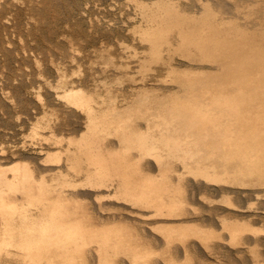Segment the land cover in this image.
I'll return each mask as SVG.
<instances>
[{"label": "bare ground", "instance_id": "bare-ground-1", "mask_svg": "<svg viewBox=\"0 0 264 264\" xmlns=\"http://www.w3.org/2000/svg\"><path fill=\"white\" fill-rule=\"evenodd\" d=\"M133 2L136 18L126 23L137 42L127 55L141 67L158 61L151 60V76L130 75L122 95L114 77L87 87L60 73L58 82L34 78L26 90L30 150L3 165L7 150L0 146V257L17 254L19 264H179L182 255L189 261L198 253L205 262V252L234 256L264 245V223L257 225L264 220V0ZM126 61L113 60L116 77L128 74ZM161 246L167 261L166 252L157 254ZM258 248L246 263L260 261Z\"/></svg>", "mask_w": 264, "mask_h": 264}, {"label": "rangeland", "instance_id": "rangeland-1", "mask_svg": "<svg viewBox=\"0 0 264 264\" xmlns=\"http://www.w3.org/2000/svg\"><path fill=\"white\" fill-rule=\"evenodd\" d=\"M54 1L55 0H33V1L32 0H18V1L17 0H15V1L14 0H0V23H1L0 24V37H1L0 38V75H1L0 77H3L5 75H7V74H9V75L12 74L13 75V76L12 75L11 76L7 75V76H5L6 78L3 77L4 78V80H2L3 82L0 79V81L3 83V84L0 83V86H2V85L4 86V88L0 87V98L2 99V100L0 99V146H3L7 150L6 154L8 153L7 154L8 156H6V154H5V156L3 157L4 159L2 158L3 165H9V164L13 163L14 161H18L21 158V156L23 157L30 150V147H29V142L31 141V138H30V135H29L30 123L27 120L26 115H27V112L30 111V109L28 108L29 105L31 107L33 105V103L31 101V99H29L30 98L28 96L29 93L26 90H28L30 88L31 81H33L34 78H35V80H37L38 83H40L41 80L48 79L50 77L49 80L51 81L52 80L51 78H53L54 82H53V80H52V82L56 83L63 76L65 79L68 78V81L70 79L71 80V81H69L70 83L73 82V83L77 84V83H80V81H81L85 85L87 84L86 85L87 87H88V85H91V87H92L93 85H96L97 82L100 81V80L102 81L103 79H107L109 77H112V78L114 77L113 79L111 78L112 81L110 79H108V80H110L112 82V84L114 83L113 86H115V91L117 90L116 91L117 93L121 92V94L120 93L119 94L122 95V93L124 91H129V90H127L128 89L127 86L129 84V81H130V79H129L130 75H133V76L137 77V81L140 79V76H145L144 74H148V76H151L150 74H153V72H154L153 70H155L154 67H156V65H158V63H159L156 60L154 61L153 59H150V60L148 59L149 62H147V61L146 62L149 65L151 63L150 66H152V67L148 68L150 66L148 64H145L146 62L143 63V65L141 67V65H137L139 61H138L136 56L127 55V53L128 54L130 53V49L134 48V46L136 45L134 43L137 42V40L132 38L133 37L132 33L130 31H127L128 30L127 26H128V24L131 23L130 19L132 21L131 15H133V20H134V15H135V13H137V12L130 11L131 8H132V10H134V4L131 3V2H133V0H130L131 2L130 1L127 2L128 0H119V2H118L116 0V2H118V3H116L115 0H113V2H112V0H101V1L100 0H96V1L95 0H73V1H71V0H56L55 2ZM110 1L112 3H110ZM88 3L91 4V5H89ZM109 3H110V5H109ZM111 4L115 8H113L111 6ZM129 5H131V6H129ZM128 7L129 8L131 7V8L129 9ZM105 8H108V9H105ZM129 11H130V14L128 13ZM91 15L93 17H91ZM99 15H100V18H98ZM128 15L130 17H127ZM85 16H86V18H85ZM5 17H7V18H5ZM122 17H123V21L121 19ZM89 18H91L92 21H93L92 25H91L92 21ZM115 18L117 19V21H116ZM135 18H136V15H135ZM4 19H5V22H2ZM124 20H125V22H124ZM27 21H28V23H27ZM100 21L102 22L101 24H99ZM112 21H116L117 25L115 24V22H112ZM6 22H7V24H6ZM126 22H130V23H126ZM124 23H126L125 24L126 26L124 25ZM2 24L5 26L4 28H3ZM28 24H30V26ZM94 24H96V26ZM111 24H114V25L109 26ZM120 24H122V25H120ZM97 25H99V27ZM100 26H101V28H100ZM113 26H115V27H113ZM122 27L125 28V29L123 30ZM118 28H120V29H118ZM69 31H70V33H69ZM127 32H128V34H127ZM64 33L66 34L67 38L70 35L73 36V38H71L72 36L69 37L68 42L71 41V39H74L73 40L74 42L72 43V41H71V44L75 48L70 44V42L69 43L67 42V38L64 36L65 35ZM62 34H64V35L62 36ZM63 39H64V41H63ZM122 40H123L124 43L121 42ZM122 45L124 47H122ZM125 45H127V46H125ZM15 47H16V49H15ZM34 47L37 48V50H35ZM68 47L70 48V52L67 51V50H69ZM59 48L60 49L63 48L64 50L62 49V51H60ZM127 48H129V49H127ZM25 49H26L27 53L25 52ZM31 49H34V50H31ZM126 49H127V51L125 52ZM108 50L109 51L112 50L113 52H111V54L112 53L113 54L111 55ZM119 50H121V51H119ZM32 51H34V52H32ZM38 51L40 52L41 56H40V54H38L39 53ZM23 52H25L26 54H24ZM28 52H29V54H28ZM115 52L117 54H115ZM123 52H124L123 57L125 58V60H127L126 62H129V65L127 66V67L130 68V69L127 68L128 69V72H127L128 73L127 74L128 77H127L126 74H124L122 72L120 73V71H118V73H117L118 75L116 77L114 74H116L115 72H117L116 71L117 68L114 65L116 63L117 64L121 63L120 62L121 59H124L122 56L120 57V54L121 53L123 54ZM31 53L37 55V57L35 55H32ZM64 53H66V54H64ZM71 53H72V57L73 58L71 57ZM24 55L25 56L28 55V56L25 57ZM73 55L74 56L76 55L75 56V58H76L75 60H73L74 59ZM107 55L108 56L111 55L110 57H112V58L115 57L116 58V59H113L115 64L113 63V60L110 57L109 58L111 60H109V61L111 62V64H110L109 61L107 62V59H109ZM33 56H35V57H33ZM126 56H127V58L128 57L129 58L126 59ZM22 57H23V59L25 61L22 59ZM28 57L30 59H28ZM32 57H33L34 60H35V58H36V60L37 59L40 60V61H38V60L36 61V62L39 63V66H38V63H36L32 59ZM118 57H120L119 60H118ZM10 58H11V60H10ZM50 58H55V59H50ZM41 60H42L43 63L41 62ZM151 60H153L156 65L154 64L153 61L151 62ZM49 62L51 64H49ZM52 62H55L56 64L54 63V65H53ZM8 63H9V65H8ZM105 63L109 64L110 66L107 67V68H104L105 67V65H104ZM1 64H2V66H1ZM131 64H132V66H131ZM111 65H112V67H111ZM40 66H41V68H40ZM56 66H59L60 68H58V67L56 68ZM101 67H102L103 70L101 69ZM39 68L41 69V71H40ZM79 68H81V69H79ZM5 69H6V71H5ZM36 69L38 71H40L39 74L41 73L42 75L41 74L40 75L42 77L44 76L43 78L40 77V75L37 73L38 71ZM61 69H62V71L65 70V72L63 71L64 73H62ZM120 69H118V70H120ZM125 69H126V67H125ZM151 69H152V72H150ZM25 70H27V72ZM78 70L80 71L79 73H78ZM21 71H22V74H21ZM32 71H33V73H32ZM42 71H44V74H46V75H44L42 73ZM3 72H5V73H3ZM34 72H36V73L34 74ZM61 73H62V75H61ZM112 73H113V75H112ZM136 73H137V76L134 75ZM28 74H30V76ZM31 74H33V75H31ZM58 74H59V76H58ZM106 74H108L109 76L107 75L108 76L107 77ZM119 74L123 75L124 77H126V79L124 77L123 78L118 77V76H120ZM25 75L26 76L28 75L27 78H26ZM86 75H88V78H87ZM8 76L10 78H8ZM57 76L59 77V79L56 78ZM66 76H68V77H66ZM85 77H86L87 81L85 80ZM95 77H97V78H95ZM115 77L119 78V79H117L118 83L120 84V86L118 85L119 89L116 87V85L118 83H117V80H116ZM7 78H8V81H10V80L11 81L8 82ZM11 78H13V81H12ZM16 78H18V79H16ZM30 78L32 80H29ZM73 78H75V79H73ZM20 80H22V81H20ZM27 80H28V82H27ZM4 81L6 82V85H5ZM14 81H17L18 83H14ZM101 81L98 82V83H101ZM122 81H125L126 83L123 82L124 83L123 84ZM115 83H117V84L115 85ZM8 84H10V85L8 86ZM24 84L27 85V86H25ZM12 85H14V86L12 87ZM123 85L126 87L125 90L121 88V86L123 87ZM18 86H20V87H18ZM22 86H23V88H22ZM5 87H6V89H5ZM14 87H16L17 89L14 88ZM45 87L46 86L42 87L43 92L45 93L44 95H46V89H47V87L46 88ZM11 88H12V90H14V92L19 89L18 92L17 91L15 92L17 94L16 98L18 96L19 99L17 98V100H15L16 99L15 96H11V97L9 96V94L13 95V93H14L11 90ZM20 88H22V89H20ZM3 89L6 90V91L4 90L5 91L4 94H3ZM10 90H11V92H10ZM23 92H24V94H23ZM19 95L21 97L25 96L24 98L26 100L23 99V98H22L23 100L20 99L21 97H19ZM7 96H8V98H7ZM26 96L29 97V98H27ZM12 98H13V100L15 102L12 100ZM8 99H10V100H8ZM6 100L9 101V102H7ZM24 101H26V102H24ZM29 101H31V104H30ZM12 103L13 104L15 103V104L13 105ZM25 103H27V105ZM16 104H17V106H16ZM25 107H27L28 109H26ZM23 108H25V109H23ZM17 109H20L19 113H18ZM21 109H23V110H21ZM24 111H26V112H24ZM23 112H24V114H23ZM17 113H18V115H17ZM16 116H17L18 119L16 118ZM16 119L17 120L20 119V121H17ZM23 125L26 126V127H24ZM27 136H28V138H27ZM25 139H26V141L28 140L27 143L24 141ZM24 142H25V145L26 144H28V145L24 146V144H21V143H24ZM18 145H19L20 148H18ZM15 155H17V156H15ZM253 197L251 199L249 198L248 200H250V202H251L252 199H253L252 202H254V201L256 202V200H257L256 197H254V198ZM261 222L264 223V220L258 221L257 225H261L262 224ZM258 246H259V248H258ZM162 247L163 246L159 247L160 249L157 248V254L160 255V257L162 256V259H163L164 258V256H163L164 254L163 253L166 252L165 254H167V255H165V260L167 261V259L170 258L169 257L170 256L169 255L170 252L167 253L168 250L166 251V249L163 248L165 250L164 251L163 249H161ZM254 248H256V249L258 248V250H260V251L262 249V252H263L264 245L261 244V248H260V244L259 245L257 244L256 246H254L252 250L256 251V249H254ZM159 250L160 251L162 250L163 252H160ZM224 250H222V252ZM254 251L251 252V250H249V251L246 250V254H245V252H243L244 254H242V252L240 253V252H236L234 250L232 252V253L235 252L234 256H232L233 254H231V252L228 253V251H224V253H222L220 251L218 253L220 254V257L222 256L221 259L220 258L218 259L219 254H214V253L210 254L209 253V255H208L207 254L208 252H205L206 253V257H205L206 259L204 258V260L207 261V262L205 261L206 264H208V262H209V264H215V262H216V264H225V263L226 264H235V263L236 264H249V263L253 264V263H255L254 261L251 260L250 262L246 263V260L249 257L251 259V257H252L251 254L252 253L256 254V252L254 253ZM262 252L257 251V254L259 255L261 253L263 255L264 252L263 253ZM197 254L198 253H196V255L194 254L195 255L194 258H193V256L191 257V260H193L192 262H191V260L188 261L189 258L188 259L185 258L184 255L181 256V258H183V259H180V258L178 259V260H181V261H179V262L176 261V262L179 263V264H186V263L187 264H195V263L197 264L198 262L200 264H205L204 261H200V256L197 255ZM224 254H226V255L230 254L233 258L232 257H228L226 255L224 256ZM16 255H14L15 258L17 257ZM215 255L218 256V257H215ZM236 255H237V257H236ZM240 255H242V256H240ZM258 255H256V256H258ZM3 256H6V258H3ZM3 256L1 255L2 259L0 261V264H4V262H5V264H17L16 262H18V264L20 263L18 257H17V259H15V258H12V255L8 257V255L4 254ZM207 256H209L208 258H210V259H208ZM223 256L225 257V259H223L224 258ZM195 257H197L198 260ZM241 257H243L242 259L244 260L243 262H245V263L239 262L240 260H242ZM9 258L10 259L11 258L15 259L17 261L15 262V260H12V259L10 260ZM213 258L216 259V260H213ZM237 258H239V261H238ZM202 259L203 258H201V260ZM236 259H237V261H236ZM261 259L263 261H261ZM217 260H220V263ZM228 260H229V262H232V263H229ZM8 261H11V262L13 261V263H11V262L9 263ZM196 261H198V262H196ZM260 261H261V263H260ZM260 261L256 262L255 264H259V263L262 264L264 262V256L260 257ZM193 262H195V263H193ZM211 262H213V263H211Z\"/></svg>", "mask_w": 264, "mask_h": 264}]
</instances>
